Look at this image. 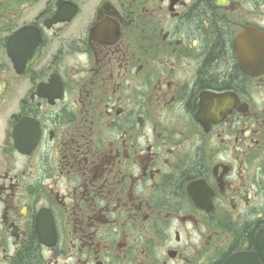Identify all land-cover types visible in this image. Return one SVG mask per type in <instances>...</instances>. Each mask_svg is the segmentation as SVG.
Here are the masks:
<instances>
[{"label": "flooded vegetation", "instance_id": "flooded-vegetation-1", "mask_svg": "<svg viewBox=\"0 0 264 264\" xmlns=\"http://www.w3.org/2000/svg\"><path fill=\"white\" fill-rule=\"evenodd\" d=\"M0 264H264V0H0Z\"/></svg>", "mask_w": 264, "mask_h": 264}]
</instances>
